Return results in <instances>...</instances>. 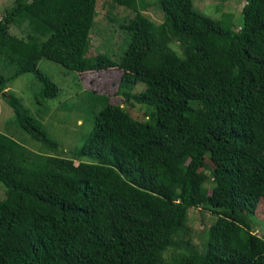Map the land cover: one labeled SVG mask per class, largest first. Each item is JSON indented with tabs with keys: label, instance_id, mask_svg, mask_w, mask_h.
I'll list each match as a JSON object with an SVG mask.
<instances>
[{
	"label": "trees",
	"instance_id": "obj_1",
	"mask_svg": "<svg viewBox=\"0 0 264 264\" xmlns=\"http://www.w3.org/2000/svg\"><path fill=\"white\" fill-rule=\"evenodd\" d=\"M95 4L12 0L0 18V58L13 67L0 74V97L44 152L27 159L0 133V264H264V240L250 225L264 198V0H244L236 31L195 11L192 0H158L157 25L139 15L129 22L116 93L151 107L150 122L106 104L76 151L89 162L74 163L56 155L57 143L5 90L32 74L52 98L40 60L90 71ZM23 22L24 38L8 33ZM138 84L143 90L131 93ZM190 209L215 216L202 251L164 259L174 238L188 236Z\"/></svg>",
	"mask_w": 264,
	"mask_h": 264
},
{
	"label": "rangeland",
	"instance_id": "obj_2",
	"mask_svg": "<svg viewBox=\"0 0 264 264\" xmlns=\"http://www.w3.org/2000/svg\"><path fill=\"white\" fill-rule=\"evenodd\" d=\"M96 0L92 26L88 32V45L84 55L90 71L75 73L58 64L46 60L37 63V69L55 86L52 98L43 96L42 84L32 75L23 74L11 80L6 92L19 98L23 107L42 126L47 136L57 143L56 155L62 158L89 162L85 157L76 156L83 136L90 130L94 114L106 104L118 106L132 119L150 122L152 108H146L134 101H125L119 96L117 86L121 75L118 67L126 48L128 32L126 26L138 15L151 24L162 21V12L158 0ZM12 0H0V18ZM244 0H192L195 11L222 22L231 31H236L241 23L240 10ZM28 32L26 24L17 23L9 26L8 33L17 38H24ZM178 52L177 44H169ZM172 64H163L162 72H171ZM13 67L0 58V74L8 76ZM142 85H136L131 93H139ZM0 133L19 143L30 159L33 153H44L38 145L29 140L15 124L10 108L0 97ZM204 164L212 167L205 159ZM199 177L210 192L211 178L207 170H201ZM4 199V188L0 184V201ZM215 216L203 209H190L186 227L188 236L174 238L175 247L168 249L162 256L186 251L201 252L206 239L207 228L214 222ZM251 220V231L264 240V198L260 199ZM185 242H189L186 247Z\"/></svg>",
	"mask_w": 264,
	"mask_h": 264
}]
</instances>
